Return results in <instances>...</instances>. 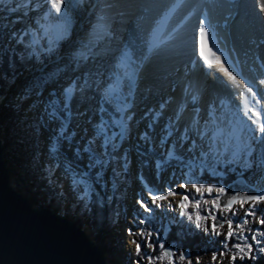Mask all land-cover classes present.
I'll return each instance as SVG.
<instances>
[{
  "label": "rangeland",
  "instance_id": "obj_1",
  "mask_svg": "<svg viewBox=\"0 0 264 264\" xmlns=\"http://www.w3.org/2000/svg\"><path fill=\"white\" fill-rule=\"evenodd\" d=\"M148 1L150 0H140L141 7H144L143 2ZM200 1L201 3L198 8H195L196 12L194 10L195 13L206 10L205 0ZM230 1L231 5L233 4L234 6L236 3L239 4L244 0ZM16 2L17 0H13L12 4L4 8L2 7L4 5H0V13L5 14L0 15V57L1 53L8 49L20 55L28 53L30 56H33L34 62L32 67L27 68L25 72L18 75L11 82L3 75L0 67V96L4 97L0 107L5 108V111H3L5 114L1 117L0 129L5 147L4 156L10 169L12 183L15 180L16 184L13 186L18 190H22L25 194L28 192L32 193L44 204L56 206L58 209L57 213L61 216L70 215L72 218H79L81 224L87 227L92 236H94L95 231L92 226V218L86 209V202L89 197L86 200L80 198L83 194L84 185L74 187V178L80 179L82 177L87 180L90 192L94 188V184L91 181L99 182L108 196V202H111V193L122 198L121 203H117L116 205V220L112 223L109 234L105 238H98L96 242L101 246H105V253L107 259L109 257V264H255L259 259H264V251H260L255 246L252 253L255 257L254 259H241L242 254H239V249L233 247V245L239 242L238 236H248L249 242H251L253 232L250 230H259L255 232V235L258 240L264 241V236L260 235V233L264 232V225L260 223V218H264V203L256 205V217L245 215L246 212L253 210L252 204L249 202H244L243 204L238 202L230 209L220 208L218 200L225 192V187L222 183L208 186L199 181V177L202 175L201 165L207 166L210 172L215 173L217 167H214L213 161L220 167L226 166L232 158V152L236 149V143L232 142V138L229 141L221 138L220 145L222 152L220 154H223L221 158L218 153L219 142L216 139H205L211 131L209 130L206 134L201 135V128L204 124H208L210 127V124L213 123V117L217 115L232 118L234 108H232L233 104L231 101L238 104L239 100L234 101L229 98L225 100L227 102H222L220 100L222 96L229 95L228 97H231L233 93L219 85L220 89H224V93L219 91L220 94L216 96V88L210 83L211 74L209 73L210 77H207V80L205 77L199 93V98L205 102V106H202L203 108L201 106L197 108L200 113L199 118L203 120L201 124L200 121H195V118L190 123L180 118V111H184L186 108L184 100L178 101L175 106H172L173 104L170 99L166 101V98L170 97L172 91L179 88L182 81L187 80L193 75L192 64H190L192 60L190 58L189 60L187 59L192 51L193 41L182 39V42L180 41L179 43L176 40L178 39V29L181 26L188 25V21H181L182 16L179 14L183 11L178 12V16L175 18L176 22L171 25V38L167 39L160 49L170 46L169 49L174 51L172 54L180 59L183 58V61H185L184 67L181 64L173 62L161 68L153 69V71L151 69L147 70V75L152 78L150 79L152 80V87L148 88V92L156 90L164 91L162 92L164 97L162 106H155L154 109L157 112L165 109L163 117L170 123L169 125L165 124L166 129H164L165 131L170 129L169 133L163 135L165 137L163 140H161L162 137H158L160 139L159 141L157 140L159 149H156L155 145H153L156 139V137L153 138L156 130L150 128V125L146 124V120L137 117V113L135 115L136 111L133 108L136 104L132 100V105H130L133 110L132 113H126L128 111L126 110L123 116L127 121V131L130 130L133 133L130 135L127 132L123 140L118 138L115 141V149L111 147L108 150V155L103 157L107 161L104 166L107 170L102 172L100 167H89L92 161L84 149L94 137L97 125L102 122L107 126L108 135L118 133L119 131L114 132L111 130L112 126H116L112 121L120 119L122 113L115 112L117 104L114 101H104L103 98L98 101L100 98L98 95L96 96L98 102L95 112L96 121L93 119L92 124L89 117L90 114H93V110H90V106L86 101L89 96L88 94L94 91L91 85L85 89L83 94L76 95L82 102L81 107L83 112L81 114L72 111L77 105L75 103L72 105L73 99L70 101V108H64L65 98L62 93L66 86L61 89L62 91L58 90V92H56V87L60 88L61 82L64 81L62 80L64 74L65 81L69 82L68 84L65 83V85L67 84L68 86L73 81L83 84L84 80L80 78L82 71L88 65L94 67L93 61L90 59L87 63L77 66L73 62V55L84 44L88 43L89 36L87 33L91 32L93 25L97 22L98 16L101 15V11H107L108 7H105L104 3L109 5V0H95L94 4H92L94 6L93 9L91 8V3L87 0H85V3L80 2L77 4L70 13L72 20L68 28V34L63 37L60 35V30L57 27L59 23L58 19L55 16L45 14L49 7L45 0H33V4L36 7L34 10L29 8L28 15H24V8H21L19 11L7 10V8L15 7ZM186 2L191 3L190 0ZM85 7H89L90 9L86 10ZM87 11L91 12L88 13ZM141 12L148 13V9L143 8ZM235 15L231 20H236L234 18L236 17ZM138 16L135 19L130 18L126 20L124 29H122L124 33L121 39L125 38V40L132 41L137 50H140V46L144 50L147 46L143 47V45L148 40L144 35V23L146 21L144 15ZM115 17L112 22L113 29L116 32L121 28L119 24L124 19L121 21L119 14ZM49 19L51 22H48ZM241 21L250 31V36L253 37V30L250 27L251 23L244 18ZM19 23L23 24V28H20L22 29L21 34L27 33L23 37V43H17V40L12 38V33L8 31L10 29L9 26L12 25L15 27L17 36H19L20 29L16 30V24ZM131 26H134V29H131ZM176 28L177 30H175ZM114 31H110L112 34L110 39L103 40V46L107 45L110 48V44L117 41L118 35ZM129 33L131 35L127 36ZM228 33L230 37V32ZM125 34L127 35L125 36ZM250 36L248 39L251 38ZM184 41L185 45L183 47ZM229 44L232 45V41ZM258 46H264V39L261 40ZM50 48L51 50H49ZM104 48L101 45L99 46L98 43L94 48L99 57V61H96L97 64L103 62L100 61L101 56L103 53L109 51L108 47V49ZM117 49L122 53L125 51L122 48L117 47ZM136 49L131 50L134 55L137 51ZM99 50L103 51V53H99ZM233 51L235 53L234 58L238 62V53L234 49ZM33 52L35 55H33ZM168 53L164 51L161 57L166 56ZM121 55L120 53L117 58L114 70L103 62L99 73L105 76L103 78L105 84H108L107 81L111 85L116 83L117 77L113 79L111 75L119 73L118 62ZM231 57V60L234 59L233 56ZM98 67L96 65L94 69ZM238 69L240 70V67ZM201 70V76L205 75V70ZM258 70V73H260L257 78L261 79L263 77L262 79H264V66H258ZM121 73L123 72L121 71ZM74 74L77 75L72 77ZM78 74L80 75L78 76ZM97 77L101 79L99 76ZM106 77L109 80L105 79ZM124 79L126 78L123 76ZM195 79L196 84L198 77L196 76ZM245 80L253 86L254 80L248 78H245ZM3 82H5V87L2 86ZM101 91L100 95L107 92L105 88ZM133 92L135 94V88ZM255 92L257 93L255 98L250 93H247L251 96L253 105L254 103L257 104L256 100L259 99L260 104L258 105L260 107L264 106V93L257 87L255 88ZM186 95L183 92V98H186ZM123 97L128 98V94L125 93ZM199 98H197V103L200 101ZM54 99L60 101L57 108L59 119H54L50 116L52 112L50 102ZM123 103H126V100H122L121 104ZM105 104L107 107L103 106ZM219 105H223L224 107H219ZM211 111L213 114H216L209 115ZM150 113L154 116L153 111ZM250 114L252 113L250 112ZM85 116L87 119L84 118ZM175 116L177 118L176 121ZM158 117H154L155 121ZM223 119L226 120L227 126L232 122V120H227V118ZM244 120V124L249 125V127H255L247 117L244 116ZM144 121L145 123L141 127V122ZM155 121L151 120V124H155ZM61 125L66 129L63 138L60 136ZM133 127L136 130H133ZM175 131H177V134H174ZM8 132L13 133V136L12 140L10 138L9 143L5 145L7 140L6 134H9ZM193 132H195L196 136L194 140H191L194 137ZM102 139L103 137L98 139L95 144L98 153L103 151L100 148ZM243 139L244 135L242 134L241 141ZM142 140L143 142H147V148L144 150L135 148L134 145L136 143L142 144L140 143ZM186 141L188 142L186 143ZM256 158L257 154H254L253 159L255 160ZM243 159L244 156L241 153L240 161L234 162V164L240 170H247L243 167ZM248 169H251L253 173L249 180H246L252 187L256 188L253 183V177H262L260 175L264 173V169L257 167L255 164ZM150 170L153 172V175H151ZM85 173H87L86 176L83 175ZM98 173L99 176L97 175ZM138 184H141L139 192L137 190ZM220 188H223L224 192H220ZM209 189H211V192H209ZM168 191H174L176 195L169 196L166 201L160 202L163 207L158 208L156 205L150 203L152 194L166 195ZM139 201L148 202L149 206L154 210L153 213L149 215V213L145 212L140 206ZM181 203L185 204L183 209L180 207ZM65 206H68L69 209H66ZM145 217H147V220L142 223L141 221ZM245 219L249 223L238 227V224ZM228 220L232 221L231 225L227 223ZM152 221L157 224V229H160L163 235H166L170 230L171 224L182 226L184 229L190 228L198 232L203 242L202 248L205 250L204 254L202 256H192L190 253L184 252L182 248H174L176 250L175 253L172 249L164 247V250L169 251L172 255L170 257H162L163 250L159 247L160 254L155 257L158 259L147 260L144 257L152 256L154 252L153 243L158 242L160 239L158 230L153 228ZM216 222L223 223V227L220 224L216 226ZM198 223L199 227L197 226ZM126 229L129 231L127 232ZM230 230L233 232L231 239L228 238ZM137 233L144 234L137 235ZM149 233L151 234L150 236L148 235ZM130 240L132 245L129 243ZM134 240L140 244L142 255L137 254L136 244L133 243ZM226 245L227 247H225ZM259 247L264 248V243H261ZM233 253H237L235 261L232 259ZM181 254H183L185 259H179Z\"/></svg>",
  "mask_w": 264,
  "mask_h": 264
},
{
  "label": "bare ground",
  "instance_id": "obj_2",
  "mask_svg": "<svg viewBox=\"0 0 264 264\" xmlns=\"http://www.w3.org/2000/svg\"><path fill=\"white\" fill-rule=\"evenodd\" d=\"M87 1H89L91 3V8L93 9L94 6H92V4H94L95 0H87ZM186 1L187 0L178 4V0H150L148 2H143L144 7H141L140 0H109V5H111V7H108L106 12L101 11V15H104L107 18V23L109 25V31H111V30L114 31L112 20L114 18H116L115 16H117L119 14L121 21H122V19H124V21L119 24L121 27L120 28L121 30L119 29L116 32L114 31L115 34L118 35V37H117V41H115L113 44L112 43L110 44V48L107 45L103 46L104 45L103 40L104 39H110L111 36L110 37H108V36H101L100 37L99 41L97 42L98 45L99 46L101 45L102 47H105V48H107V47L109 48V51L107 53H103V51L99 50V53H103L100 61H103L104 63L108 64L109 66L112 67V70H114L115 64L117 63V58H118L120 53L122 54V52L118 51L117 47L120 49L122 48L124 50L136 49L134 47L135 45L132 41L125 40V38L121 39L122 38L121 36H123V33H124L122 31V29H124L126 20H128L130 18L135 19V18H137L138 15H139L138 17H141L142 15H144L145 21H146L144 23L145 38L146 39L149 38L150 34L158 26H162V31L164 28L162 38H166L171 33V31H169V26L166 29V26L169 22V17L172 14H174V17L171 20L170 25L174 24L176 22L175 18L178 16V12L183 11L182 13L179 14L180 16H182L181 21L182 22L188 21V25L181 27L180 32L179 33L177 32L178 33V35H177L178 39H176V40L179 43L182 39H184V40L188 39V40L193 41L192 51L190 53V56L194 57V59L190 63V64H192L191 67H192L193 75H192V77L188 78L187 80L182 81L179 88L172 91V93L170 94V97L166 98V101L170 99V101L173 104L172 106H175L178 101L184 100L186 102V106H185L186 108L184 109V111H182V110L180 111V118L186 120L188 123H190L192 121V119L195 118V121H198V122L200 121V124H201V122H203V120L201 118H199L200 113L198 112L197 108H198V106H201V107L205 106V102L201 101V98H199V93L202 89V85L205 81V77H206V80L210 77L209 73L211 74L210 83H212V86H214L217 90V91L215 90L216 96H218L220 94L219 91H222L224 93V89L233 93L231 97H228L229 95L228 96L225 95V96H222L220 99V100H222V102H227L225 100H228L229 98L234 100V101L239 100L238 104H237V102L231 101L233 104L232 108H234V112H232L233 117L229 118L228 116L223 117V116L217 115V116L213 117L214 118L213 123L210 124V127L208 124H204L201 128V135L206 134L209 130L211 131L209 133V135H207L205 137V139H208V138H210L212 140L216 139V141L219 142L218 143L219 144L218 145V148H219L218 153H219V156L222 158L223 154L222 155L220 154L222 152L221 145H220L221 138L229 141L230 138H232V133H233L234 129H238L242 125L249 127V125L244 124L245 120H244L243 111H246L247 108H244L243 97L244 96L248 97V100H249L248 107L252 108L254 111L261 109V107L255 103L253 105L251 96L249 94L242 93L239 90L234 89L233 86L226 80V78L221 75L220 72H218L215 68L208 67L207 64L204 62V59L199 56L198 47H197V37L195 36V32H198L199 17L202 14H204V16H205V14H207L208 19L211 23L212 29H214V32H215V36L210 38L205 50L208 51V49L212 48L213 43L218 44V47L224 53V56L221 57V61L224 62L225 65L227 66L228 60L230 59L231 64L236 66V73H234V74L240 73L243 75L244 78L254 80L253 86L251 85L253 91H255V88L257 87V88H260L261 91L264 93V84L260 83V80L263 77L261 76L262 77L261 79L257 78V76H259V73H260V72L258 73V71H259L258 66H264V46H260V47L258 46L259 43L261 42V40L264 39V13H261L258 10L257 0H244L243 2H241L239 4L236 3V5H234V6H233V4L231 5L230 0H205L204 2L206 5V10L204 12H199L198 13L199 17H197V20H196V18L194 16L192 17V14L194 13L195 8H198L201 1L200 0H195V1L190 0L191 3H187ZM81 2L85 3V0H81ZM192 2H193V5H192ZM105 5L106 4L104 3V6ZM231 6H233L232 9H230ZM2 7L4 8L5 6H2ZM143 8L144 9L147 8L148 13L141 12V10H143ZM177 8H178V10L175 11ZM85 9L88 10L90 8L85 7ZM87 12L90 13L91 11L90 12L87 11ZM123 12L125 13V16H124ZM170 12H171V14L167 15V18H166V14H169ZM188 12H191L190 15H188ZM195 12H196V10H195ZM45 14H46V12H45ZM234 14H236L235 15L236 17H234L236 19L235 21H234V19L231 20L232 17L234 16ZM0 15H5V14L0 13ZM86 15H87V13H86ZM190 16H191V18H190ZM243 18L251 23L250 27L252 28L251 30H253V37L250 36V31L247 29L245 24L241 21ZM48 22H51V20L49 19ZM16 25H17V27H16L17 31H18V29L23 28L22 23H19ZM9 27H10V29H8V31L10 33H12V34L16 33L14 26L10 25ZM132 28L134 29V26H131V29ZM195 28H196V31H195ZM229 28H230V31H229ZM246 29H247V31H246ZM175 30H177V28ZM21 32H22V29H20V34H21ZM228 32H230V37H229ZM90 34H91V32L87 33V35L89 36V39L91 38ZM126 35L127 34H125V36ZM129 35H131V33H129L127 36H129ZM249 36L251 38L248 39ZM195 38H196V41H195ZM123 41H124V43H123ZM141 41H142V39H141ZM231 41H232V45L229 44V43H231ZM179 43H178V45H179ZM256 45H257V47H256ZM144 46H147V48L144 50L141 49V46L139 47L140 50L136 49L137 51L135 53V58L137 59L138 62H142V66L139 68V76H138V79L135 80V82H132L128 79L123 80V73H121V69H120V71L117 75H111V76L113 79H116V77L117 78L119 77L122 83L117 85V81H116V83L114 85H111V83L106 80L108 82V84H105V82H103V78L105 76H102L99 73L101 71V67H102L103 62L102 63L99 62L98 64L96 63V61H99V57L97 55L90 60L93 61L94 67L96 65H98L99 67L97 69H94V67H91L89 65L86 66L85 70L82 71V75L80 78L82 80L87 79L89 81V85H91L92 89L94 90L93 93L88 94L89 96L86 99V101L88 102V104L90 106V110H93V114H90V117H89V119L92 121V124H93V119H94V121H96L95 112H96L97 106H98L96 96H98V95L100 96L98 101H100L102 98L104 101H107V99L105 98L106 97L105 94H103V93L101 95L99 94L102 92L101 90H103V88H105L108 91L110 88L117 87L119 89V94L122 97L125 93H127V90H128V98L126 99V104L128 105V107H127L128 111L126 113H132L133 110L131 109L130 105H132L131 102H132V100H134V103L136 104V105H134V108H133L136 111L135 115L137 113V115H136L137 117H141L144 120H146V124L150 125V128H154L156 130V133L153 136V138L156 137L155 143L153 142V145H155L156 149H159L157 140L159 141L160 139L158 137H162L161 140L165 139V137L163 135L166 133H169V131H170V129H167L165 131V129H166L165 124L169 125L170 122L168 123L167 120L163 117L165 109L161 110L159 112H157V110L154 109L155 106L156 107L159 105L162 106L163 98H164L162 92H164V91L156 90V91L148 92V88L152 87V84H151L152 80H150L152 78H150V76L147 75V70L151 69L153 71V69L161 68L162 66L167 65L169 63H173V62L175 64L176 63L181 64L184 67L185 61H183V58L180 59V58L176 57V55L172 54L174 51H171L169 49L170 46H166L164 49H160L162 46L161 45L157 49H153L151 52L148 51L147 43H145L143 45V47ZM233 49L236 50L238 53V56H239L238 62L236 61V58H234L235 53H234ZM164 51H167V53L168 52L169 53L166 54V56L161 57V55H163ZM217 55H220V53H217ZM158 56H159V58H157ZM231 56H233L234 59L231 60V58H232ZM201 58L203 60H201ZM209 59L212 60L213 62H215V57H213L211 55V53H209ZM238 67H240V70L238 69ZM201 69L205 70V75L201 76V73H202ZM199 72H200V74H199ZM263 73H264V71H263ZM76 75L77 74H74L72 77H74ZM79 75L80 74H78V76ZM97 76H99L101 79H99ZM196 76L198 77V81L195 84V80H196L195 77ZM105 79H108V77H106ZM62 80H64V81L61 82L60 88L56 87V92H58V90L65 88V86L67 87V84L69 83L67 80L65 81V74H64V78H62ZM65 83H67V84L65 85ZM219 85L224 87V89L223 88L220 89L221 87L219 88L218 87ZM208 86H209V84H208ZM134 88H135V94L133 92ZM183 92H185L187 94L186 98H183ZM223 93H221V94H223ZM194 96H195L196 102H195V100H193ZM77 97L78 96H75V98L72 101V105H73V103L77 104L76 107H74L72 109V111L74 113L78 112V114H81L83 112V109L81 107L82 102H81L79 97H78V101H77ZM197 98H199V100H200L198 103H197ZM218 99H217V102H218ZM3 100H4V97L0 96V104L2 103ZM103 106L107 107L106 104ZM110 107L112 108L111 105H110ZM211 107L213 108V106H211ZM219 107L223 108L224 106L219 105ZM152 111L154 112V116H153V114L150 113ZM98 112H99V110H98ZM98 112H97V116H98ZM115 112L119 113L117 111V109ZM123 113H122V115H123ZM212 114H213V112L211 111L209 113V115L212 116ZM214 114H216V113H214ZM135 115H134V117H135ZM157 116H159V117L155 121L154 117L156 118ZM84 118L87 119L86 116ZM223 118H227V120H232V122L229 124V126H227L226 120ZM0 119H1V117H0ZM176 119L177 118L175 116V121H176ZM151 120L155 121V124L152 125ZM1 122H2V119L0 121V124H1ZM143 123H145V121L141 122V125ZM161 125H163V126L161 127ZM141 127H143V125ZM133 130H136V128L133 127ZM127 132H129L130 135H131V133H133L130 130H128ZM246 132H247V127H246ZM222 133H223V135H221ZM174 134H177V131H175ZM192 134L194 137H192L191 140L192 139L194 140L196 134H195V132H193ZM175 136H177V135H175ZM128 137H129V135H128ZM187 142L188 141H186V143ZM232 142L236 143V141L233 138H232ZM140 143H142V144L139 145L136 143L134 145L135 148H138L141 150H144L145 148H147V142L146 141L143 142V140H142V141H140ZM189 143L191 144V142H189ZM150 173H151V175H153V172H151V170H150ZM260 176H262V177H260V178H259V176L253 177V183L257 189L263 190L264 189V173ZM12 184L14 186L16 185L15 180H13ZM140 185L138 184V187H137L138 192L140 191V187H139ZM65 208L69 209L68 206H65ZM126 231L128 232L129 230L126 229ZM129 243L132 245L131 240ZM107 264H109V257L107 259Z\"/></svg>",
  "mask_w": 264,
  "mask_h": 264
},
{
  "label": "snow or ice",
  "instance_id": "obj_3",
  "mask_svg": "<svg viewBox=\"0 0 264 264\" xmlns=\"http://www.w3.org/2000/svg\"><path fill=\"white\" fill-rule=\"evenodd\" d=\"M13 0H0V5L8 6L12 4ZM48 4V9L46 15L48 16H55L59 23L57 25L58 29L60 30V35L66 36L68 34V28L71 24L72 17L70 15L71 10L81 2V0H45ZM183 0H178V4L182 3ZM35 5L33 4V0H17L16 6L13 8H7L9 11H19L21 8H24V15H28V9H35ZM105 7H111V5H105ZM257 7L261 13H264V0H257ZM166 14V18L167 15ZM27 35V33H22L17 36L16 33L12 34V38L17 40V43H23V37ZM91 38L89 39L88 43L84 44L76 53L73 55V62L79 66L82 63H87L89 59L94 58L97 53L94 51L95 45L99 41L101 36H108L110 37L112 34L109 31V25L107 23V18L104 15H99L97 18V22L93 25L91 30ZM163 31L162 26H158L149 36L148 40L146 41L148 45V51L151 52L153 49L160 47L162 44L166 42L167 39L171 38V34L168 37L162 38ZM215 36L214 29H212L211 23L208 19L207 14L200 20L198 25V53L199 56L204 59V62L207 64L208 67L215 68L218 72L221 73L222 76L226 78V80L233 86L234 89L239 90L242 93H250L253 98L257 96V93L253 91L252 86L249 82L245 80L242 74H234L236 73V66L231 64L230 59L228 60L227 66L224 62L221 61V57L224 56V53L218 47V44L213 43L212 48L206 51V46L211 37ZM214 49V50H213ZM51 50V48L49 49ZM209 53L213 57H215V62L209 59ZM220 53V55H217ZM33 55L35 53L33 52ZM142 66V62H138L135 58L134 53L130 49H126L120 59L118 67L122 70L124 78L135 82L139 76V68ZM231 69V70H230ZM239 75V78H238ZM121 83L120 78H117V85ZM261 84H264V79L260 80ZM89 87L88 80L85 79L83 84H79L77 81H73L69 84L64 90L62 95L64 96V108H70V101L75 98L77 94H83L85 89ZM106 99L110 102L114 101L117 104V111L118 112H125L127 110L128 105L126 103L121 104L122 100H126V97H122L119 94V89L117 87L110 88L105 93ZM195 100V96L193 97ZM244 101V108H247L246 111H243V114L251 124L255 127H248L245 125L240 126L238 129H234L232 133V138L236 141V149L232 152V158L230 162H238L241 159V153H243V167L245 169L251 168L253 164L257 167L264 169V106L261 109L254 111L252 108L248 107L249 100L247 96L243 97ZM256 103L259 104L260 100L257 99ZM60 101L58 99H54L50 102V106L52 107V112L50 116L54 119H59V113L57 112V108L59 107ZM243 110V109H242ZM252 113L249 115V113ZM114 125L119 128L118 133H113L112 135H108L107 126L105 123H101L97 125L94 137L89 141L88 145L85 147L84 151L87 152L91 159V163L89 167H100L103 168L107 161L103 158L108 155V148L111 146L115 149L116 144L115 141L119 138L123 140V138L127 135V121L126 118L121 115L120 119H114L112 121ZM247 127V132H245V128ZM63 125H61V132L60 136L63 138L64 132ZM244 135L243 141H241V135ZM103 137L100 148L103 150L102 152H97L95 148L96 141ZM257 154V158L254 160L253 155ZM84 176L87 173L83 174ZM99 176V173L97 174ZM74 187L79 185H84L83 194L81 195V199L85 200L89 197L90 188L88 186V181L83 179L74 178L73 180ZM150 191V190H149ZM220 192H224L223 188L219 189ZM211 192V189H209ZM176 193L174 191H168L166 195L161 194H152L150 203L156 205V207L160 208L163 205L160 203L162 201H166L169 196H174ZM187 199V197H185ZM239 201L241 204L244 202H249L252 204V211H248L245 213L246 216H253L256 217L255 208L257 204L264 203V193L259 195L253 196H234L230 199L227 204L225 205L226 209H230L231 205ZM140 206L144 209L145 212L151 215L153 213V208L149 206V203L146 201H139ZM171 207V205H169ZM180 207L183 209L185 207L184 203L180 204ZM186 214V213H185ZM191 219V217H189ZM147 220L145 217L144 220L141 222L144 223ZM227 223L229 225L232 224L231 220H228ZM249 221L247 219L243 220L238 224V227H242L243 225L248 224ZM260 223L264 225V218H260ZM199 227V223L197 224ZM223 227V223L220 224ZM215 227V225H213ZM253 232L251 235V242H249L248 236L237 237L238 243L233 245V247L239 249V254L241 255V259H254L255 257L252 255L254 251V246L258 248L260 251H264V248H260V244L264 243V241L258 240L255 232L259 230H250ZM144 233H137V235H143ZM151 235L150 233L148 234ZM261 236H264V232L260 233ZM233 236V232L230 230L228 232V238L231 239ZM136 244L137 254L142 255L140 244L137 241H133ZM162 251V257H170L172 254L164 250V245H159ZM227 247V245L225 246ZM237 253H233L232 259L235 261ZM149 261H152L154 258L152 256L144 257ZM179 259L183 260L185 257L183 254L179 257Z\"/></svg>",
  "mask_w": 264,
  "mask_h": 264
},
{
  "label": "water",
  "instance_id": "obj_4",
  "mask_svg": "<svg viewBox=\"0 0 264 264\" xmlns=\"http://www.w3.org/2000/svg\"><path fill=\"white\" fill-rule=\"evenodd\" d=\"M4 152L0 129V264H107L105 251L84 224L70 215L34 205L13 186ZM261 193L264 190L252 187L240 176L228 184L218 205L225 208L234 196Z\"/></svg>",
  "mask_w": 264,
  "mask_h": 264
},
{
  "label": "trees",
  "instance_id": "obj_5",
  "mask_svg": "<svg viewBox=\"0 0 264 264\" xmlns=\"http://www.w3.org/2000/svg\"><path fill=\"white\" fill-rule=\"evenodd\" d=\"M33 62V56H30L28 53H22L20 55L7 49L1 53L0 67L3 75H5L7 80L11 82L18 75H21L23 72H25L27 68L32 67ZM2 86L5 87V82H3ZM3 111H5V108L0 107V117L4 116L5 114ZM8 133L9 134H6L7 140L5 142V145L9 143L10 138L12 140L13 133ZM110 149L111 146L108 148V150ZM230 161L226 166L223 167H220L215 161H213L214 167H217V170L215 169V173L210 172L207 166L201 165L202 175L201 177H199V181L208 186L222 183L226 190L228 184L233 182L239 176H243L247 180H249V178L252 176L253 171L251 169L240 170L235 166L234 162ZM100 170L102 172H105L107 169L106 167H103L100 168ZM91 182L94 184V188L91 189V192L89 194L88 201L86 202V209L89 216L92 218V226L95 231L93 237L97 242L98 238H105L106 235L109 234L112 223L116 220V205L117 203H119L121 198H119L117 195H114L113 201L108 202V196L104 192L102 185L96 181ZM26 195L28 197V200L31 201L34 205L38 207H51L53 211H58L56 206L42 203L32 193L28 192ZM66 216L69 217V215ZM73 220L81 222L79 218H73ZM152 225L156 230L157 224L152 221ZM158 233L160 235V239L158 242L153 243L154 252L152 254V257L154 258L160 254V244H163L164 247L170 248L172 250L174 248H182L184 252H188L192 256H202L204 254L205 250L202 248L203 242L200 234L198 232H195L193 229H184L182 226H174V224H171L170 230L166 235H163L161 230H158ZM97 244L99 245V243ZM99 246L105 251V246ZM261 263H264V259H259L255 264Z\"/></svg>",
  "mask_w": 264,
  "mask_h": 264
},
{
  "label": "built area",
  "instance_id": "obj_6",
  "mask_svg": "<svg viewBox=\"0 0 264 264\" xmlns=\"http://www.w3.org/2000/svg\"><path fill=\"white\" fill-rule=\"evenodd\" d=\"M157 230H160V229H157ZM173 251H175V253H176V250L175 249H173Z\"/></svg>",
  "mask_w": 264,
  "mask_h": 264
}]
</instances>
